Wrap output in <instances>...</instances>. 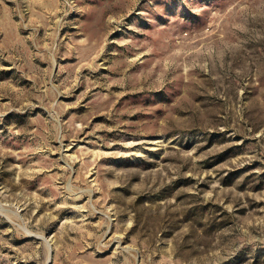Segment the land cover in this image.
<instances>
[{
  "label": "rangeland",
  "instance_id": "374dc122",
  "mask_svg": "<svg viewBox=\"0 0 264 264\" xmlns=\"http://www.w3.org/2000/svg\"><path fill=\"white\" fill-rule=\"evenodd\" d=\"M0 264H264V0H0Z\"/></svg>",
  "mask_w": 264,
  "mask_h": 264
}]
</instances>
